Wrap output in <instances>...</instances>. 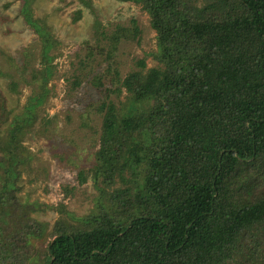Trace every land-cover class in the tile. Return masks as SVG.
I'll return each instance as SVG.
<instances>
[{"label": "trees", "instance_id": "trees-1", "mask_svg": "<svg viewBox=\"0 0 264 264\" xmlns=\"http://www.w3.org/2000/svg\"><path fill=\"white\" fill-rule=\"evenodd\" d=\"M127 1L147 13L156 49L122 77L112 67L125 98L98 106L93 161L75 175L79 184L91 179L92 207L49 228L17 195V180L56 40L32 0H20L41 41L32 68L40 81L12 115L0 90V264L34 254L39 264H264V0ZM93 25L103 44L78 59L74 87L95 53L111 60L120 40L140 34L135 20L111 31ZM147 56L155 66L146 68ZM90 82L100 86L101 77L91 73Z\"/></svg>", "mask_w": 264, "mask_h": 264}, {"label": "rangeland", "instance_id": "rangeland-1", "mask_svg": "<svg viewBox=\"0 0 264 264\" xmlns=\"http://www.w3.org/2000/svg\"><path fill=\"white\" fill-rule=\"evenodd\" d=\"M19 8L20 0H0V90L10 115L21 110L40 81L32 77V68L40 67L41 41ZM78 9L80 16L74 21ZM31 11L48 25L56 40L50 53L56 56L46 98L22 138L30 158L21 168L17 195L33 203L32 216L47 222L50 228L57 217L79 216L92 207L96 191L91 179L88 176L79 184L75 175L79 169L87 173L93 161L101 123L98 106L106 98L115 103L125 98L123 89L116 96L112 67L121 77L135 69L137 58L156 49L155 31L140 5L127 0H32ZM94 19L105 31L135 20L139 38L120 40L111 60L95 53L96 60L85 68L88 76L74 87L78 59L88 48L96 52V46L103 44L95 33ZM108 64L111 68H107ZM145 65L155 66L156 61L147 56ZM91 73L101 77L100 86L91 84ZM58 203L64 205L62 211ZM26 264H39L38 257L34 254Z\"/></svg>", "mask_w": 264, "mask_h": 264}]
</instances>
